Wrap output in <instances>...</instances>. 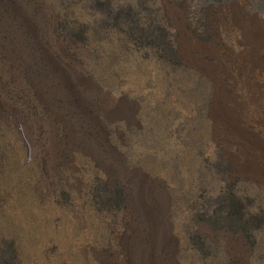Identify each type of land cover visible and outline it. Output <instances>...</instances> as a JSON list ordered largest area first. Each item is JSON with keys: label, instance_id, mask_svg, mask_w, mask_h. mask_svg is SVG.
Wrapping results in <instances>:
<instances>
[{"label": "rangeland", "instance_id": "rangeland-1", "mask_svg": "<svg viewBox=\"0 0 264 264\" xmlns=\"http://www.w3.org/2000/svg\"><path fill=\"white\" fill-rule=\"evenodd\" d=\"M13 4L65 96L44 102L41 66L7 61L4 28L17 58L25 33L0 0V264H264V174L244 175L240 151L264 149L248 116L264 113V80L239 73L248 30L264 49V0ZM234 101L240 147L215 131ZM71 103L76 138L49 112L70 119ZM86 115L103 144L78 136Z\"/></svg>", "mask_w": 264, "mask_h": 264}, {"label": "bare ground", "instance_id": "bare-ground-1", "mask_svg": "<svg viewBox=\"0 0 264 264\" xmlns=\"http://www.w3.org/2000/svg\"><path fill=\"white\" fill-rule=\"evenodd\" d=\"M14 0H4L5 9H6V15L4 16V21L6 24L12 23V18L15 17L18 20L14 23L17 25H20L21 30L25 33V48L23 49V54L21 58L15 57L14 54L11 53V49L17 48V38L14 36L12 29L5 27L4 28V34L6 36V45L8 47L7 51L4 53L7 61L9 63H19L20 66L24 68L30 67L33 62H37L41 68L43 69V75L39 76V80L42 82V89L40 90V93L36 87L37 95H40L43 101L45 102V98L47 101H49V98L57 97L58 99H63L64 94L60 92L58 94V91L56 88L51 86H55L58 83H64V77L61 74L53 73L55 69V63L53 60L46 56L44 53V46L42 45V41L39 39V37L34 34L33 25L31 21H29L26 14L22 13L20 14L18 10L17 4H13ZM28 11H32L33 9V1H30L29 3ZM37 22L42 24L44 21V18L42 14L40 15L38 12ZM258 29V28H257ZM187 36L189 37L190 34L187 33ZM261 34L258 31L255 30H248L246 37H245V54L243 56V63L244 67L239 70V73L241 75L242 81L244 82L245 86L247 88L252 87L253 80L256 77H261L264 80V69H256L257 64V58L260 57V55H264V49L261 47L260 40H261ZM261 64L264 66V61L261 62ZM258 65V64H257ZM52 71V73L49 72ZM27 76L31 82V78L33 75L31 72L27 73ZM53 77L54 81L51 79ZM51 88V89H50ZM74 91L73 96L71 98V102L74 101ZM71 107L69 108V111L72 112V115L70 119H67L62 116L63 110H59L56 107L49 108V112L52 115L51 117H56L58 121H63L67 124V127L70 129V132L72 133L71 136L74 138L76 135H73L74 131L79 130L81 126V118L77 113L79 112V109H77V105L75 103H71ZM239 107V103L237 101L233 102V105L231 107V110L229 111H219L216 114V120H217V127H216V135L223 136V138H229V134H232V142L235 146H239L240 144V138H242L243 130H241L238 127V124L235 122L234 113L237 111ZM81 110V109H80ZM47 111V110H46ZM80 113V112H79ZM83 116V115H82ZM248 116L249 118L254 122L259 124L264 129V113H260L256 109H249L248 110ZM50 117V118H51ZM86 125H83V130H81V133H77L79 137H84L85 139L88 136L90 138V141L92 144L101 143L103 144V133L101 130L97 129L95 126L94 129V122L86 115ZM53 119V118H51ZM83 119V118H82ZM83 133L86 134V136L83 135ZM76 134V133H75ZM76 138V137H75ZM87 140V139H86ZM94 146V145H93ZM240 147V146H239ZM240 151L246 161L245 166L241 168V171L244 175L249 177H255L258 174H264V149L258 148L255 146H241Z\"/></svg>", "mask_w": 264, "mask_h": 264}]
</instances>
